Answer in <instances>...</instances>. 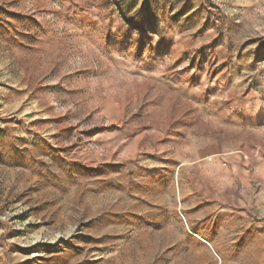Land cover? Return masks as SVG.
Wrapping results in <instances>:
<instances>
[{
  "label": "rangeland",
  "instance_id": "374dc122",
  "mask_svg": "<svg viewBox=\"0 0 264 264\" xmlns=\"http://www.w3.org/2000/svg\"><path fill=\"white\" fill-rule=\"evenodd\" d=\"M0 264H264V0H0Z\"/></svg>",
  "mask_w": 264,
  "mask_h": 264
}]
</instances>
